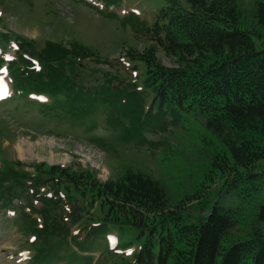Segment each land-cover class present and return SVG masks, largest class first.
I'll list each match as a JSON object with an SVG mask.
<instances>
[{
	"label": "rangeland",
	"instance_id": "rangeland-1",
	"mask_svg": "<svg viewBox=\"0 0 264 264\" xmlns=\"http://www.w3.org/2000/svg\"><path fill=\"white\" fill-rule=\"evenodd\" d=\"M112 1L110 4L108 0H0V51L4 50L3 54L13 57L16 49L25 44L33 57H40L46 48L54 51L53 46L67 51L70 45L82 47L86 50H83L84 54L78 52L80 58L74 60L65 56V62L59 63L65 65L61 75L64 81L76 87L74 92L83 87L86 93L89 90L102 93L95 99L81 98V102L63 105L57 112L16 99L0 104V174H5L0 176V182L3 181L5 186L15 183L18 181L15 172L27 175L30 179L27 182L39 183L49 180L41 174L42 170L49 168L68 169L76 175L90 174L100 184L115 183L126 174H140L163 187L169 207L178 212L183 210L187 223H195L196 217L207 216L214 203L239 209L241 223L232 231L229 240L243 235L250 230V224L244 222L242 211L254 212L260 204L264 171L260 177H253L252 184L256 187L244 192L237 201L232 187L225 194L227 181L236 173L225 169L222 175V169L226 168L223 158L230 162L231 153L235 154L239 149L247 152L246 156L253 155L251 148L241 145L243 138L247 137L237 138L230 132L221 131L199 111L178 113L169 102L164 106L158 100L152 102L154 96L146 90L152 85L144 76V67L131 62L127 52L141 53L150 47L155 48L157 61L163 68L180 69L178 59L156 47L151 35L156 31L155 26L160 24L162 12H170L174 7L168 5V0ZM173 1L181 5L180 10L188 9L185 0ZM223 2L236 7L239 28L256 37V43L261 47L264 30L258 26L257 11L261 4L264 5V0ZM132 13L137 15L131 17ZM189 58V61L196 60L195 55ZM214 59L205 54L201 62L204 65ZM6 67L0 60V70ZM41 81L43 86H51L48 78ZM104 88L109 92H100ZM137 90L141 92L136 93ZM117 91L135 92L137 95L132 93L130 96L135 94L139 105H145L144 114L130 108L124 115L113 101L115 117H108L109 114L98 105L104 98L108 101L118 98ZM122 99L126 98L120 95V103L125 105ZM91 100L94 103L90 108L88 102ZM155 104L169 108L174 114L167 110L161 112ZM82 110H86L84 116ZM162 116L171 120H164V125ZM121 122L129 128L123 139L115 129ZM244 122L254 137L264 136V120L245 118ZM23 142V155H19L17 147ZM39 164L42 166L40 171L34 168ZM254 164L258 168L253 171L264 170V159ZM59 183L47 186H51L52 191L64 192L66 185ZM245 183L246 180L240 182L236 188ZM192 195L205 203L201 212L195 208L196 200H190ZM70 204L73 222V216L81 213L80 221L74 222L77 229L89 228L95 224L96 217L103 215L98 213L96 203L71 200ZM0 209L3 210L1 203ZM48 212L53 221L56 218L57 223L63 224L61 231L64 232H57L54 238L41 239L40 245L37 241L29 244L28 237L22 238L24 228L17 221H8L13 215L5 218L4 212L0 213V264H31L29 257L36 254L34 249L39 253L35 261L46 264L59 263V259L69 257L70 264H132L140 250V244L133 241L138 237L136 232L122 234L112 227L110 230L113 231L103 232L100 240L84 244L77 250L69 244V239L62 240L63 234L73 228L67 212L59 205L50 207ZM63 217H66L65 223ZM32 234L40 236L39 232ZM109 243H117L115 253L107 252ZM26 251L30 252L29 257Z\"/></svg>",
	"mask_w": 264,
	"mask_h": 264
},
{
	"label": "trees",
	"instance_id": "trees-1",
	"mask_svg": "<svg viewBox=\"0 0 264 264\" xmlns=\"http://www.w3.org/2000/svg\"><path fill=\"white\" fill-rule=\"evenodd\" d=\"M108 1L110 4L114 2ZM185 2L188 9L183 11L179 9L180 4L168 0V5L174 8L170 12H162L160 24L151 33L155 46L177 58L180 69L163 68L157 61L156 49L151 47L141 53L130 50L127 57L144 67V76L152 85L149 89L155 92L156 100L162 106L169 102L178 111H199L221 131L230 132L237 138L247 137L243 138L241 145L251 148L253 155L246 156L248 153L239 149L235 154L231 153L230 162L223 158L226 168L222 169V175L225 169L236 173L227 181L225 194L232 187L238 201L244 192L256 187L252 184L253 177H260L264 171H253L258 168L254 163L264 159V136L254 137L244 122L245 118L264 120V42L259 47L256 37L239 28L235 6L223 0ZM257 22L264 30L262 4L258 7ZM53 48L54 51L46 48L40 57L35 55L42 66L39 74L31 75L27 80L17 77V82L23 80L29 90L51 96L69 91L71 83L64 81L62 76L65 65L59 63L65 62V56L74 60L80 58L78 52L79 55L84 54L86 49L72 45L69 51L57 46ZM205 54L215 59L203 65L201 60ZM192 55L196 56L195 62L189 61ZM20 63L29 65L21 58ZM13 67L16 73L17 65ZM43 78H48L51 86H43ZM21 85L19 83L17 88L20 89ZM103 90L108 92L107 88L100 92ZM101 94L98 93V96ZM81 98L89 99V96L79 93L76 102L83 101ZM88 103L91 108L94 100ZM101 103L98 106H103L102 111L107 113V108L111 109L110 102L104 100ZM117 104L124 115L130 108L137 110L133 101L127 108L119 102ZM85 114L86 110H82L81 115ZM128 129L124 122L118 124L117 130L122 139ZM231 162L232 167H229ZM34 168L40 171L42 166L39 164ZM13 173L18 176V181L9 184L11 186L0 182V203L4 207L15 199L24 198V194L32 189L27 175ZM41 174L49 180L34 183L36 187L62 182L66 187L57 190H63L69 200L96 203L98 213H103L98 217V231L105 232L106 227H112L122 234L136 232L138 237L133 241L140 244V250L134 257L135 264H264V190L260 191L263 193L261 202L254 212L242 211L250 230L229 240L232 231L241 223L239 209L214 203L207 216L196 217L195 223H187L183 210L178 212L169 207L163 187L140 174H126L115 183L105 184H100L90 174L76 175L63 168H49L42 170ZM244 180L247 183L236 188ZM59 186L63 184L59 183ZM190 200H196L195 195ZM196 202L195 208L201 212L205 203ZM43 216L45 224L40 239L54 238L57 232H64L61 231L63 224L57 223L56 218L53 221L51 213L45 212ZM80 217L81 213L75 214L74 222L78 223ZM28 229L32 233L37 232L33 223L28 225Z\"/></svg>",
	"mask_w": 264,
	"mask_h": 264
},
{
	"label": "bare ground",
	"instance_id": "bare-ground-1",
	"mask_svg": "<svg viewBox=\"0 0 264 264\" xmlns=\"http://www.w3.org/2000/svg\"><path fill=\"white\" fill-rule=\"evenodd\" d=\"M24 144V142L21 144V145H19L18 147H17V151H18V153H19V155H23L22 153H23V147H22V145ZM25 153V152H24Z\"/></svg>",
	"mask_w": 264,
	"mask_h": 264
},
{
	"label": "water",
	"instance_id": "water-1",
	"mask_svg": "<svg viewBox=\"0 0 264 264\" xmlns=\"http://www.w3.org/2000/svg\"><path fill=\"white\" fill-rule=\"evenodd\" d=\"M23 49L27 51L28 50V46L27 45L23 46Z\"/></svg>",
	"mask_w": 264,
	"mask_h": 264
}]
</instances>
